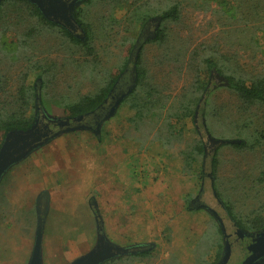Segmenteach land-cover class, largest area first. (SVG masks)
<instances>
[{"label": "rangeland", "instance_id": "obj_1", "mask_svg": "<svg viewBox=\"0 0 264 264\" xmlns=\"http://www.w3.org/2000/svg\"><path fill=\"white\" fill-rule=\"evenodd\" d=\"M149 1L163 7L174 1L181 3L180 20L162 24L167 27L166 39H152L159 23L155 16L142 28L124 22L113 24L107 37L93 42L98 62L94 60L91 70L84 62L92 57L72 50L77 47L65 38H41L40 50L55 64L54 75L42 94L39 89L45 115L51 119L65 117L64 105L95 92L103 83L105 71L117 74L128 66L134 72V64L128 60L135 57L132 51L140 43L142 65L151 82L169 97L168 105L175 104L190 87L194 68L204 54L223 62L229 57L243 72L264 74V8L254 16L249 7L257 0ZM109 2L97 0L91 13L100 16L112 7ZM130 2H114L113 16L123 19ZM232 6H239L233 17L235 11H224ZM244 18L246 24L239 21ZM200 43L216 47L200 48ZM194 51H199L198 57L193 56ZM36 74H28L27 85L35 87ZM134 78L135 73L130 78L124 75L121 84L130 81L128 88ZM215 80L211 104L218 115L211 116V132L206 128L211 122L201 113L200 103L194 119H170L172 129L182 131V141L163 144L160 136L167 132L168 110H163L158 120L156 115H148L142 122L134 121L135 110L129 102L121 103L122 99L114 114L102 121L98 133L90 129L64 132L12 163L0 177V264H28L38 194L50 189L59 174L67 175L70 184L76 182L79 189L78 194L73 192L67 198L52 192L42 237L44 263L69 264L94 248L97 222L108 242L134 250L101 264L218 263L223 243H227L225 237L232 232L230 221H235L227 206L240 222L248 217L245 215H255L252 210L264 209V181L256 180L264 170V105L244 110L221 79ZM37 85L40 88L39 82ZM11 91L16 95L15 88ZM34 111L29 109L28 113ZM207 113L210 115L209 109ZM231 120L238 122L253 146L219 144L224 139L241 140L230 131ZM92 121L88 118L89 124ZM196 138L203 140L206 155L187 170L179 151ZM214 150L218 164L213 174L210 161ZM95 177L98 188H88ZM219 220L224 222L225 234ZM218 229L220 234H216ZM61 242L70 244L63 246ZM235 257L233 261L239 259Z\"/></svg>", "mask_w": 264, "mask_h": 264}, {"label": "trees", "instance_id": "obj_2", "mask_svg": "<svg viewBox=\"0 0 264 264\" xmlns=\"http://www.w3.org/2000/svg\"><path fill=\"white\" fill-rule=\"evenodd\" d=\"M96 1L80 0L73 7V16L85 32V39L81 40L74 37L65 28L46 19L30 0H0V146L9 131L26 130L31 127L37 117L38 107L42 108L43 106L41 95H39V106L36 104L35 87L26 84L28 74L31 71H36V80H40L39 89L42 94L52 78L51 76L54 75L52 71L55 67L54 62L49 61L47 56L43 55L44 51L39 48L41 38L55 36L59 41L62 40V37L65 38L77 47L72 50H76L77 53L83 51L85 57H92L84 62V67L87 68L85 65L89 64L91 70L95 67L93 65L94 60L98 62L96 59L98 49L95 48L93 42L101 40L102 36L107 37L113 29V24L120 26L124 22L131 27L138 26L142 28L150 18L155 16L158 18L159 23L152 39L165 40L167 27L162 26V24L178 22L181 18V3L178 1L171 2L163 7L151 5L149 0H131L129 12L123 19L115 18L112 14L113 7L121 0H105L110 1L112 7L110 9L106 8L105 13L103 12L100 16L91 13V7ZM261 1L257 0L249 5L253 8L252 15L255 16L259 8H264V0ZM81 4H84V6ZM238 8L239 6H232V8H225L224 11L229 10L228 13L231 10L235 11L231 14L233 17L236 12L238 13ZM239 21L247 23L245 18L239 19ZM45 30L47 31L45 32ZM242 30L245 32L244 28ZM197 46L200 48L216 47L206 43H200ZM141 50L142 45H140L136 61H134L135 85L126 95L124 101L129 102L130 107L135 110L134 121L138 119L142 122L143 117L148 115H156L158 120L161 117L160 113L165 109L168 110L167 123L165 124L167 132L164 136H160L163 144L171 145L172 141H182V131L175 132L171 127L170 119L173 117L178 120L188 117L194 119L200 103H202L201 113L204 112L206 121L209 122V119L211 122L206 127L207 131L211 132V126L214 123L211 116L218 115L217 108L211 104V95L214 89L212 83L216 82V80L214 81L216 77H219L221 84L235 95L244 110L255 104L264 105V74L243 72L237 64H233L229 57H226L223 62L212 54L200 56L199 65L196 63L198 66L194 68L190 87L184 89L175 104L168 105L169 97L162 94L160 88L151 82L147 70L142 65ZM198 55L199 51L193 52V56L198 57ZM123 68L117 74H106L108 72L105 71L102 85L95 92H87L66 103L64 105V115L66 117H78L94 111L107 97ZM13 88H15L16 95L12 91L9 92ZM4 95L5 97H3ZM14 96V100L9 102V98ZM29 109L35 111L28 113ZM208 109L210 115L207 113ZM157 120L154 124H157ZM231 127L230 131L241 140L224 139L223 143H219L220 145L228 144L236 148L253 146L254 143L249 142V137H246V133L239 128L238 122L233 123L231 120ZM243 127L245 128L244 125ZM254 139L259 141L257 137ZM179 152L188 170L194 161L206 155V148L203 140L196 138L191 143L186 144ZM210 163L214 174L218 164L217 150L212 153ZM256 180L258 182L264 181V170ZM227 207L228 212L234 217L235 221L241 224L235 218V213L231 208ZM252 211V213L256 212V210ZM245 216L248 217H245L243 221H253V216ZM217 233L220 234L219 229Z\"/></svg>", "mask_w": 264, "mask_h": 264}, {"label": "water", "instance_id": "obj_3", "mask_svg": "<svg viewBox=\"0 0 264 264\" xmlns=\"http://www.w3.org/2000/svg\"><path fill=\"white\" fill-rule=\"evenodd\" d=\"M33 2L43 16L54 22L61 27L65 28L68 32L74 35L78 39H85V32L82 27L78 24L76 19L73 16V7L80 0H30ZM138 44L135 49V58H137L138 51L140 49ZM136 61V60H135ZM135 69V66H134ZM36 80L35 84V100L36 104L39 106L40 97H39V87ZM135 85L131 84L124 93L119 96L117 101L110 107V110L102 115L104 119H108L114 114L116 107L119 102L124 99V97L133 89ZM41 107H38L40 110ZM94 111H91L87 114L78 116V117H53L49 118L41 110L39 115H37L34 123L31 127L26 130H11L9 131L3 143L0 146V177L5 172V170L18 159L22 158L25 154H30L39 147L45 145L53 138L58 135L67 132L73 131L76 129H92L91 125L88 122V116L92 115ZM84 121V122H83ZM101 122V121H100ZM97 123L94 133H98L100 124ZM219 143H223V140H219ZM47 198L43 199V196H39L36 200V213H37V224L34 234L33 248L29 258L28 264H43L42 261V237L44 231V222L45 216L47 213ZM97 220V217H96ZM97 222V221H96ZM96 228L98 229L97 233V243L94 248H92L87 253L77 257L69 264H101L104 261L111 259L113 257L134 252V250L125 247H119L108 242L101 232L100 223H96ZM223 233L225 234L224 229ZM222 257L221 261L217 264H224L227 260L228 254Z\"/></svg>", "mask_w": 264, "mask_h": 264}, {"label": "flooded vegetation", "instance_id": "obj_4", "mask_svg": "<svg viewBox=\"0 0 264 264\" xmlns=\"http://www.w3.org/2000/svg\"><path fill=\"white\" fill-rule=\"evenodd\" d=\"M135 52L136 49L134 48L132 51L133 55L135 54ZM132 58L133 59L128 60V62L132 61L131 64H134L136 58ZM131 73H135V71L130 72L128 66H125L119 73V76L112 86L111 90L109 91L107 97L94 110V113L87 117L94 119V121L90 123L92 130L96 128L97 123H99L100 121V123H102L103 117L101 116L106 114L110 110V107L117 101L119 96H121V94L126 91V88L130 81L127 82V84H125L124 86L123 84H121V81L124 75H127V77L130 78ZM124 100H122L121 103ZM41 110L42 109L37 110V115H39V112ZM219 223L221 224V228L225 230L224 222H220L219 220ZM230 224L232 232L229 235H226L225 240L227 241V243L223 241L225 244L223 243L222 256L221 253L219 256V258H222L225 253L226 255L228 254L227 260L224 264H248L250 262L251 264H264V209H262L261 211H256L255 215H253V221H241V224H238L237 221L231 220ZM234 257L235 259L237 257L239 259L237 261H233ZM215 263L209 262L208 264Z\"/></svg>", "mask_w": 264, "mask_h": 264}, {"label": "crops", "instance_id": "obj_5", "mask_svg": "<svg viewBox=\"0 0 264 264\" xmlns=\"http://www.w3.org/2000/svg\"><path fill=\"white\" fill-rule=\"evenodd\" d=\"M87 130H89V129H87ZM90 130H92V129H90ZM92 131L94 132V130H92ZM96 177H98V176H96ZM96 177H95L94 180H92L93 182H91V184L89 186L87 184L88 188H92V189L98 188V186H97L98 185L97 184L98 183V178H96ZM50 185L51 186H49V188L51 190L45 188V189H43L41 191V194H38V197L42 195L43 199L47 198V202H48L47 203V207H49L50 198L52 197V192L55 193V195H59V196L63 195L64 198H67L68 196H72V193L73 192H77L78 189H79V186L77 185L76 182L74 184H70L68 176L67 175L63 176L61 174H59L58 176H54V181ZM52 189H54V190H52ZM77 194H78V192H77ZM98 216L99 215L94 216V220L95 221H99ZM96 217H97V220H96ZM67 244H70V242L69 243H65V242L64 243L63 242L60 243V245H63V246L67 245ZM43 264H46V263L43 262Z\"/></svg>", "mask_w": 264, "mask_h": 264}]
</instances>
